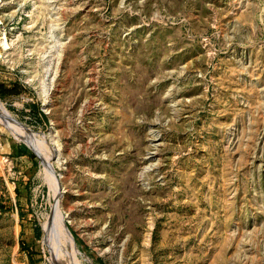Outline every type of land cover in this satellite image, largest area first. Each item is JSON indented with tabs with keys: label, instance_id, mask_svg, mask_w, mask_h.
Here are the masks:
<instances>
[{
	"label": "rangeland",
	"instance_id": "374dc122",
	"mask_svg": "<svg viewBox=\"0 0 264 264\" xmlns=\"http://www.w3.org/2000/svg\"><path fill=\"white\" fill-rule=\"evenodd\" d=\"M0 101V264H264V0H0Z\"/></svg>",
	"mask_w": 264,
	"mask_h": 264
},
{
	"label": "bare ground",
	"instance_id": "6f19581e",
	"mask_svg": "<svg viewBox=\"0 0 264 264\" xmlns=\"http://www.w3.org/2000/svg\"><path fill=\"white\" fill-rule=\"evenodd\" d=\"M0 106H1V101H0ZM0 121L6 122L8 124V126L11 127V130H13L14 132H16L29 146H31L35 150L39 151L42 154V157H43L42 159L44 160L45 166L47 168H49V169L51 168L50 167L51 166V158L49 156H47V154L45 153V151L47 152V150H44V152H43L42 147H41V145L39 144V142L37 140H35L33 138H28V136L23 132V130L19 126H17L16 124H14L9 118H4L2 116L1 111H0ZM57 215H58V212H57ZM59 216H60V213H59ZM55 217L58 218V216H56V214H55ZM58 221L61 223V225L63 226L64 229H67L66 228V225H65V223L63 221V219L61 218V216H60V220H58ZM60 227L61 226H59V228ZM57 231L59 232L58 229H57ZM59 234H61V233H59ZM64 237L65 238H68L67 243H66L67 244L68 255L74 261V263L76 264V263H78V257H77V254H76L75 250H74V242H73V240H72L71 237L69 239V234L68 233H64Z\"/></svg>",
	"mask_w": 264,
	"mask_h": 264
},
{
	"label": "crops",
	"instance_id": "0c3cea01",
	"mask_svg": "<svg viewBox=\"0 0 264 264\" xmlns=\"http://www.w3.org/2000/svg\"><path fill=\"white\" fill-rule=\"evenodd\" d=\"M28 154H29V153H27V152L21 153V148H18V149H17V155H18V156H24V155L26 156V155H28Z\"/></svg>",
	"mask_w": 264,
	"mask_h": 264
},
{
	"label": "trees",
	"instance_id": "16d2710c",
	"mask_svg": "<svg viewBox=\"0 0 264 264\" xmlns=\"http://www.w3.org/2000/svg\"><path fill=\"white\" fill-rule=\"evenodd\" d=\"M21 153H24V151L21 149Z\"/></svg>",
	"mask_w": 264,
	"mask_h": 264
}]
</instances>
